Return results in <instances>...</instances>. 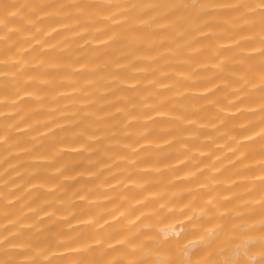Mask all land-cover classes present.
I'll return each instance as SVG.
<instances>
[{"label": "bare ground", "instance_id": "1", "mask_svg": "<svg viewBox=\"0 0 264 264\" xmlns=\"http://www.w3.org/2000/svg\"><path fill=\"white\" fill-rule=\"evenodd\" d=\"M0 264H264V0H0Z\"/></svg>", "mask_w": 264, "mask_h": 264}]
</instances>
